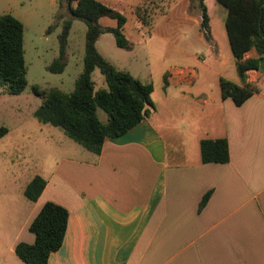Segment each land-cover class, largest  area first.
<instances>
[{
    "label": "crops",
    "instance_id": "obj_1",
    "mask_svg": "<svg viewBox=\"0 0 264 264\" xmlns=\"http://www.w3.org/2000/svg\"><path fill=\"white\" fill-rule=\"evenodd\" d=\"M208 2L221 18L216 28ZM204 4L208 30L198 29L195 38L211 52L196 67H169L166 89L193 83L205 69L216 77L217 91L151 96L148 116L119 137H106L98 154L66 147L70 154L51 171H19L15 192L0 197V264H25L15 246L34 242L29 224L48 201L64 207L68 219L47 264H264V58L245 71L253 93L242 104L223 97L221 78L244 82L225 29L226 9L216 0ZM255 57L254 48L243 54ZM220 137L229 160L202 163L199 141ZM35 175L46 184L29 200L24 188Z\"/></svg>",
    "mask_w": 264,
    "mask_h": 264
},
{
    "label": "rangeland",
    "instance_id": "obj_2",
    "mask_svg": "<svg viewBox=\"0 0 264 264\" xmlns=\"http://www.w3.org/2000/svg\"><path fill=\"white\" fill-rule=\"evenodd\" d=\"M100 1L127 18L124 33L130 48L118 47L109 32L101 33L96 41L97 51L117 70L127 71L143 83H151V96H197L201 91H217L216 77L205 69L199 70V79L193 83L166 89L163 81L169 67L186 64L196 67L201 57L211 52L197 46L195 34L198 29L200 31L201 10L196 1ZM208 5L210 21L216 28L221 18L216 7H212L210 2ZM3 14L12 15L23 24L26 85L17 95L9 94L0 87V126L8 129L0 139L1 199L5 194L15 192L14 176L19 171L37 169L45 174L53 169L60 156L70 154L68 149L73 146L82 148L60 128L36 120L33 111L42 97L35 94L32 88L36 85L40 89L57 87L65 92L73 90L74 81L83 66L86 30L81 20L68 14L61 0H0V15ZM186 15L191 18L190 21L184 19ZM65 20H71L66 39V62L61 72H55L47 66L59 55L60 33ZM98 22L103 27L115 25L114 20L106 17ZM222 23L224 29V21ZM207 43L212 46L211 40ZM91 79L96 88H106L98 69L91 73ZM98 113L104 120L105 114L101 110Z\"/></svg>",
    "mask_w": 264,
    "mask_h": 264
},
{
    "label": "trees",
    "instance_id": "obj_3",
    "mask_svg": "<svg viewBox=\"0 0 264 264\" xmlns=\"http://www.w3.org/2000/svg\"><path fill=\"white\" fill-rule=\"evenodd\" d=\"M68 14L81 20L85 26L83 66L74 81L71 92L57 87L40 89L33 86L35 94L42 97L33 115L41 124L58 127L71 140L88 151L98 154L106 137L116 138L124 134L148 116L153 107L151 83H143L129 72L117 70L96 48L101 33L109 32L121 48H130L125 36L124 14L100 0H61ZM201 10L200 30H208V15L204 0H193ZM226 9L225 29L236 61V68L243 85L220 79L221 95L229 97L236 105L242 104L253 89L245 83V71L257 69L260 58H264V0H216ZM109 18L114 26H101L99 19ZM71 20L63 22L59 39V55L47 69L61 72L66 62V39ZM254 48L255 58H243V54ZM98 69L106 88H96L91 73ZM166 84V74H164ZM26 85V66L23 58V24L10 14L0 15V87L13 95L19 94ZM105 114L102 120L98 111ZM8 132L0 126V138ZM202 163H226L229 160L227 140L203 138L199 141ZM46 184L45 179L35 175L24 188V195L35 200ZM209 193L198 204L201 209ZM68 211L53 202H46L29 224L34 234L32 244L19 242L15 253L25 264H47L51 252L60 248L67 227Z\"/></svg>",
    "mask_w": 264,
    "mask_h": 264
}]
</instances>
